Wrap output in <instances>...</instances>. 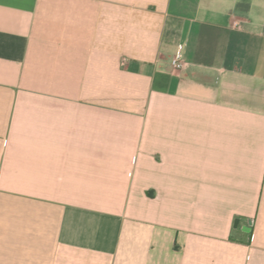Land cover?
Masks as SVG:
<instances>
[{
  "label": "crops",
  "instance_id": "crops-1",
  "mask_svg": "<svg viewBox=\"0 0 264 264\" xmlns=\"http://www.w3.org/2000/svg\"><path fill=\"white\" fill-rule=\"evenodd\" d=\"M0 264H264V0H0Z\"/></svg>",
  "mask_w": 264,
  "mask_h": 264
},
{
  "label": "built area",
  "instance_id": "built-area-1",
  "mask_svg": "<svg viewBox=\"0 0 264 264\" xmlns=\"http://www.w3.org/2000/svg\"><path fill=\"white\" fill-rule=\"evenodd\" d=\"M182 49H183L182 44H178L175 54L171 58L170 64L175 69H179L183 67Z\"/></svg>",
  "mask_w": 264,
  "mask_h": 264
},
{
  "label": "trees",
  "instance_id": "trees-1",
  "mask_svg": "<svg viewBox=\"0 0 264 264\" xmlns=\"http://www.w3.org/2000/svg\"><path fill=\"white\" fill-rule=\"evenodd\" d=\"M237 219H238V218H237V217H235V219H234V222H235V223H236Z\"/></svg>",
  "mask_w": 264,
  "mask_h": 264
}]
</instances>
